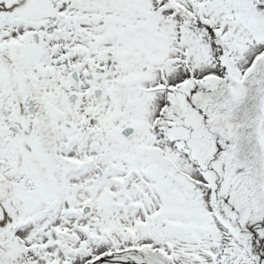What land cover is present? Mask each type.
<instances>
[{
    "label": "snow or ice",
    "instance_id": "1",
    "mask_svg": "<svg viewBox=\"0 0 264 264\" xmlns=\"http://www.w3.org/2000/svg\"><path fill=\"white\" fill-rule=\"evenodd\" d=\"M0 264H264V0H0Z\"/></svg>",
    "mask_w": 264,
    "mask_h": 264
}]
</instances>
